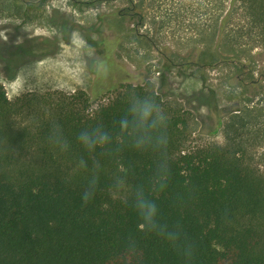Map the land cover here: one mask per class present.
<instances>
[{
  "label": "trees",
  "instance_id": "trees-1",
  "mask_svg": "<svg viewBox=\"0 0 264 264\" xmlns=\"http://www.w3.org/2000/svg\"><path fill=\"white\" fill-rule=\"evenodd\" d=\"M216 11L204 28L211 32L198 38L204 48L213 45L214 54L203 51L197 62L181 64L196 67L202 84L206 66L237 64L251 71L254 50L264 49V0H218ZM244 74L237 77L243 84ZM114 88L108 102L92 109L83 90L11 101L0 84V264H184L164 240L140 229L131 202V189L140 184L158 204L161 222L181 223L195 242L192 264H264V171L246 146L247 119L230 116L223 145L190 147L187 110L168 104L148 83ZM133 93L155 95L168 116L170 176L162 192L151 190L158 153L125 147L112 155L100 149L89 154L76 141L82 128L97 122L115 132ZM53 123L70 143L67 152L48 142ZM81 157L89 170L78 168ZM94 160L101 165L98 186L83 205ZM121 166L128 170L129 190L115 193Z\"/></svg>",
  "mask_w": 264,
  "mask_h": 264
},
{
  "label": "rangeland",
  "instance_id": "rangeland-1",
  "mask_svg": "<svg viewBox=\"0 0 264 264\" xmlns=\"http://www.w3.org/2000/svg\"><path fill=\"white\" fill-rule=\"evenodd\" d=\"M217 3L0 0V84L11 101L25 94L83 90L94 109L108 102L119 84L148 83L168 104L190 113V147L223 145L230 116L247 119L246 146L264 171V49L254 50L251 71L237 64L206 66L203 84L196 67L181 65L197 62L203 51L214 54V46L204 48L198 38L211 32L204 28L212 24ZM96 60L108 66L106 77L91 70ZM167 60L174 67L164 68ZM241 72L244 84L237 80Z\"/></svg>",
  "mask_w": 264,
  "mask_h": 264
},
{
  "label": "clouds",
  "instance_id": "clouds-1",
  "mask_svg": "<svg viewBox=\"0 0 264 264\" xmlns=\"http://www.w3.org/2000/svg\"><path fill=\"white\" fill-rule=\"evenodd\" d=\"M91 70L99 77H106L109 72V68L103 60L94 61ZM82 71H87V65ZM168 122V116L155 95L133 93L129 97L126 110L115 123V132L106 128L103 123L97 122L82 128L76 134V141L89 154L100 149L105 155H112L119 153L125 147L137 151L151 150L158 153L159 159L153 173L151 190L162 192L167 188L170 176L167 154ZM47 139L60 151L67 152L70 148V143L58 123L51 125ZM78 168L89 170L85 158L79 159ZM100 168V162L94 160L87 186L81 195L83 205H87L95 196ZM112 189L115 193L129 190L128 170L123 166H121L120 174L113 178ZM131 202L139 218L140 229L164 240L183 258L184 264H192L197 251L195 242L188 236L181 223L169 225L161 222L158 204L146 194L144 185H136L131 189ZM128 239L133 241L129 243V250L134 251L135 241L131 236Z\"/></svg>",
  "mask_w": 264,
  "mask_h": 264
},
{
  "label": "flooded vegetation",
  "instance_id": "flooded-vegetation-1",
  "mask_svg": "<svg viewBox=\"0 0 264 264\" xmlns=\"http://www.w3.org/2000/svg\"><path fill=\"white\" fill-rule=\"evenodd\" d=\"M28 47L30 48V46H28ZM28 47H27V49H28ZM19 49H21V47H19L18 50H19ZM30 49H31V48H30ZM18 53H20V52L17 51L16 54H15V56H16ZM16 60H17V62H18L19 59H16ZM16 60H15V61H16ZM14 65H16V64L14 63L12 66H14Z\"/></svg>",
  "mask_w": 264,
  "mask_h": 264
}]
</instances>
